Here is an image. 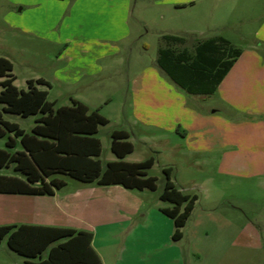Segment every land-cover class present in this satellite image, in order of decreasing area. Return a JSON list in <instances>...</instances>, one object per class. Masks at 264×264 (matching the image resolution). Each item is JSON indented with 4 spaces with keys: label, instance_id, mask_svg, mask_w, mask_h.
<instances>
[{
    "label": "crops",
    "instance_id": "crops-1",
    "mask_svg": "<svg viewBox=\"0 0 264 264\" xmlns=\"http://www.w3.org/2000/svg\"><path fill=\"white\" fill-rule=\"evenodd\" d=\"M3 1L9 8L2 15L0 31L12 29L23 44L43 41L47 47L40 55L54 67L51 77L29 78L50 83V87L39 85L41 89L50 95L56 84L62 85L71 102L76 99L91 111L98 110L111 124L112 117L104 110L113 97L105 99L96 90L104 87L107 73L124 68L134 72L118 87L128 83L131 119L145 127L144 138L155 137V126L179 136L188 145L186 152L194 155L188 157L190 162L198 167L217 166L223 175L232 177L231 184L241 185L242 191L237 194L238 201H230L225 194L230 188H222L223 192L211 195L212 203L199 212L198 196L182 237L175 239V221L162 211L173 204L161 199L162 192L155 196L149 188L97 181L70 184L58 174L65 185L53 194L0 192V226L37 224L90 231L103 264H264V0ZM144 27L161 40L157 55L150 65L134 59L124 67L123 49L131 50L134 40L143 36ZM165 35L182 37L185 42L175 44L179 49L193 51L198 41L222 36L242 51L214 93H190L158 63L159 50L168 46ZM144 47L148 48V43ZM4 79L0 76V82ZM207 100H219L221 105L205 109L202 104ZM50 101L57 103L58 98ZM222 106L232 113L226 117L227 124L245 127L236 136L243 141L245 137L247 144L218 147L215 138L219 130L212 118ZM142 111L146 115H141L140 121ZM34 116L30 131L24 128L27 132L40 117ZM116 130L129 132L134 150L123 158L114 153L110 161L137 162L130 159L136 150L134 133L115 128L111 138ZM0 139H5L6 145L7 137ZM146 140L142 141L147 144ZM17 148L22 147L18 144ZM218 150L222 153L219 164L217 157L206 161L205 154ZM0 175L26 179L14 165L0 167ZM212 180L215 185H228L224 179ZM250 185L257 189L256 195L248 192ZM26 261L9 245L0 252V264Z\"/></svg>",
    "mask_w": 264,
    "mask_h": 264
},
{
    "label": "trees",
    "instance_id": "trees-1",
    "mask_svg": "<svg viewBox=\"0 0 264 264\" xmlns=\"http://www.w3.org/2000/svg\"><path fill=\"white\" fill-rule=\"evenodd\" d=\"M164 39L168 46L159 50V65L177 84L195 94L214 93L242 51L222 36L198 41L193 51L175 46L185 42L182 37L165 35ZM13 68L10 59L0 56V76L5 77L0 82L4 111L40 117L31 132H27L0 111V138L7 137L8 148H0V167L14 165L26 177L0 175V192L53 194L65 185L56 177L58 174L84 182L157 189V178L148 171L155 163L154 157L137 162L109 161L103 169L102 141L96 134L101 125L109 122L107 117L76 99L72 105L56 106L49 100L48 90L39 87H50L42 78L29 79L27 89L19 88L14 83ZM129 137L125 130L112 133V150L119 158L134 150ZM163 170L167 180L160 197L173 207L162 211L174 219V238L180 239L198 195L184 193L176 186L171 167ZM4 238L13 251L27 258V264H103L93 247L90 231L37 224L1 225L0 242Z\"/></svg>",
    "mask_w": 264,
    "mask_h": 264
},
{
    "label": "rangeland",
    "instance_id": "rangeland-1",
    "mask_svg": "<svg viewBox=\"0 0 264 264\" xmlns=\"http://www.w3.org/2000/svg\"><path fill=\"white\" fill-rule=\"evenodd\" d=\"M9 8L3 0H0V30H1V21L2 15L6 13V9ZM15 31L8 29L7 31H0V55L10 59L13 64V74L17 76L16 85L19 88L27 89L28 79L36 78L41 75L45 77H51L54 67L45 60L43 56L40 55V52H44L47 49L45 43L42 41L39 44H34L31 41H25L23 44L22 38L16 36ZM148 43L149 47L145 48L144 43ZM161 40L153 35L151 32L148 33L144 27V34L137 40H134L131 45V50L123 49V63L126 67L130 61L136 59L139 64L141 61H144L146 64L150 63L155 59L157 55V47L160 45ZM43 47L44 49L41 50ZM38 54H37V53ZM37 54V55H36ZM64 62V61H63ZM134 62V61H133ZM138 64V65H139ZM59 65V64H58ZM125 70V72H124ZM124 70L113 72L112 74L107 73L105 75L104 87H101L99 90L100 94L106 99L107 97H113L112 104L104 110V113L111 115L112 122L102 126L98 137L102 140V153L100 159L102 160L103 166L106 168L108 161L115 158V154L112 150V138L111 131L115 128H126L132 133H134L133 141L135 143L136 150L130 156V159L135 161L146 160L150 157H154L155 163L148 170L149 175L156 176L157 178V189L153 190L155 196H158L165 188V183L167 180L166 174L164 172L165 167H172V180L175 184L182 188L185 193L197 194L200 198L197 212L203 210L208 204L212 203L211 195H216L217 193H222V188L229 187L225 189V194L229 195L230 201H238L237 194L242 191L241 185H233L229 182L231 176L223 175L220 170L215 166L214 168L210 167H198L195 162H190L194 155L187 153V143L185 140H182L179 136L164 131L161 127H154L153 134L154 138H144L145 133L142 131L145 127L142 123L138 121H132V108L129 104L130 88H128V83H125V86L118 87V83L122 81L126 82L129 75H133L134 72H130L126 68ZM121 72V73H120ZM124 84V83H123ZM91 90L90 92H92ZM88 93V92H87ZM58 98L57 105H68L71 104L68 91L62 85L56 84L54 88L50 90L49 99L54 100ZM101 98H98V101H101ZM97 101V100H96ZM219 101V100H218ZM217 100H207L202 105L205 109L210 107H220V101ZM97 103V102H95ZM177 105V104H176ZM178 106V105H177ZM0 111L3 112L4 117L10 121L18 122L21 127L25 128L27 131H30L31 125L35 122V116L23 117L16 113H9L4 111V104L0 102ZM146 115L144 111L139 113L140 116ZM227 115H232L230 111L225 106H222V110L216 116L212 118L213 124L216 126L219 133L215 138V142L218 147H224L226 144H233L234 146L238 144H247L246 138L244 141L242 137L236 136V133L239 129H243L241 125L236 126L234 122L226 123ZM237 116L236 113H234ZM132 116V117H131ZM132 121V123H131ZM141 121V119H140ZM160 123V122H159ZM232 123L234 125L232 126ZM241 123V122H240ZM142 140H146L145 144ZM214 140V139H213ZM0 146L6 147L5 139H0ZM222 153L220 150L213 151L212 153L208 152L205 154L206 161L211 162L213 158L217 157V163ZM189 157V158H188ZM219 164V163H218ZM6 171V170H5ZM59 177L68 180L70 184H75L79 180L65 174H59ZM212 179H216L217 182L228 183V185H215ZM237 179V178H235ZM248 192L254 193L256 195V188L253 189V186H247ZM255 208L257 207H250ZM8 248L7 238H4L0 242V252H5ZM18 258L22 260V257Z\"/></svg>",
    "mask_w": 264,
    "mask_h": 264
}]
</instances>
